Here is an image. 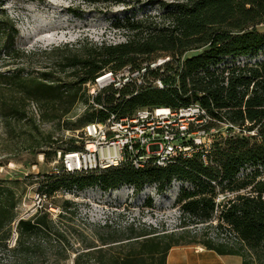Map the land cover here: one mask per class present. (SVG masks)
Returning a JSON list of instances; mask_svg holds the SVG:
<instances>
[{
    "label": "trees",
    "instance_id": "trees-1",
    "mask_svg": "<svg viewBox=\"0 0 264 264\" xmlns=\"http://www.w3.org/2000/svg\"><path fill=\"white\" fill-rule=\"evenodd\" d=\"M147 2L158 6L159 12L128 14L112 22L114 29L125 32L123 42L82 41L53 47L42 51L51 59L50 64L35 70L23 60L31 53L15 45L14 22L0 14V124L11 129L24 122L39 132L41 124L67 121L80 101L89 108L80 128L105 120L106 114L94 107L102 102L121 116L143 107L178 109L199 103L216 121L239 129L238 135L213 142L207 166L198 159L176 157L165 168L120 166L91 174L63 172L43 180L37 192L49 201L61 189L81 191L97 185L106 191L129 185L138 193L153 184L162 193L176 180L181 186L174 204L182 220L187 217L194 225L216 221L215 229H224L230 236L223 240L204 238L199 231H189L185 221L179 234L134 225L120 231L104 225L110 231L99 236L100 246L87 244V251L74 253L72 264H166L173 247L189 245L218 256L240 257L241 264H264V60L235 61L237 57L256 56L264 49V32L256 30L264 25V0ZM194 51L200 52L185 56ZM164 56L171 59L164 71L152 74L161 79L162 89L147 88L116 101L109 91L103 99L97 96L90 102L83 86L104 71L137 67ZM63 74L70 79L67 81ZM127 92L122 91V95ZM31 104L37 119L29 112ZM51 142L49 136L45 143L32 142L31 147L41 148ZM80 149L81 145L71 146L60 153ZM43 154L49 158L48 153ZM247 167L251 170L240 175ZM8 183L0 180V244L8 246L7 241L16 235L14 246L8 248L13 264H60V260H67L68 245L59 224L69 220L71 203L64 201L57 221L46 205L16 220L17 199ZM183 183L190 184L191 189L184 188ZM244 190L216 202L219 193ZM144 204L150 207L151 201L146 199Z\"/></svg>",
    "mask_w": 264,
    "mask_h": 264
},
{
    "label": "rangeland",
    "instance_id": "rangeland-1",
    "mask_svg": "<svg viewBox=\"0 0 264 264\" xmlns=\"http://www.w3.org/2000/svg\"><path fill=\"white\" fill-rule=\"evenodd\" d=\"M101 2V0H0V14H4L15 24L17 31L15 45L30 57L23 59L32 68L40 69L50 64L51 59L42 54L53 47L65 44L74 45L78 42L117 44L125 40V32L116 30L112 22L122 19L128 14H156L159 7L150 6L147 0H119L120 4ZM258 32H264V25L256 27ZM200 51L187 53L189 57ZM264 60V49L256 56L237 57L235 61L252 59ZM1 62V59H0ZM64 77L66 74H63ZM65 79L68 81L70 78ZM34 104L30 105L36 119ZM89 108L80 101L69 114L67 121L57 124H41L39 132L27 125L18 123L11 129H5L0 124V180L8 181L13 188L16 199V220L25 219L40 205H53L56 210L54 217L61 213L64 201L71 204L67 209L68 221L59 224L65 233L68 245V259L60 260V264H72L75 252L87 251V244L100 246L99 236L113 229L123 231L130 225L147 227L157 231L180 233V225L187 223L189 231H199L204 238L223 240L228 237L224 229H215L216 221L203 225H194L187 217L180 215L178 206L174 204L181 182L173 180L162 193L157 192L155 185L147 184L138 193L131 186L121 185L116 189L102 190L99 186L86 187L78 190H58L48 200L37 198L40 183L61 169L58 154L71 146H79L75 138L76 131L82 126V118ZM30 113L27 114L28 118ZM29 122V120H28ZM38 122V121H37ZM237 127H226L219 123L211 129L213 142L238 135ZM220 135V136H219ZM51 143L41 148L33 149L32 142L45 143L48 137ZM36 139V141H35ZM48 153V157L43 153ZM251 169L241 170L244 175ZM184 188L191 185L183 183ZM237 193L217 194L216 202L222 203L225 197H234ZM218 192V189H217ZM146 199L151 201L150 207H145ZM66 220V219H65ZM12 226H15L13 223ZM111 228V229H112ZM16 237V236H15ZM13 235L7 241L8 246L0 244V264H13L8 248L14 246ZM228 261L213 252L198 245L173 247L167 256L166 264H223Z\"/></svg>",
    "mask_w": 264,
    "mask_h": 264
},
{
    "label": "built area",
    "instance_id": "built-area-1",
    "mask_svg": "<svg viewBox=\"0 0 264 264\" xmlns=\"http://www.w3.org/2000/svg\"><path fill=\"white\" fill-rule=\"evenodd\" d=\"M170 60L164 56L144 61L137 67L107 70L83 88L90 102L97 96L103 99L109 91H113L116 101L127 100L147 88L162 89L163 82L152 74L162 73ZM126 89L129 92L122 95ZM94 107L106 114L105 120L88 123L76 131L75 138L81 149L59 153L61 169L55 174H91L120 166L136 170L148 166L165 168L176 157L198 159L207 166L213 146L211 129L214 126L211 125L224 123L213 119L199 103L178 109L143 107L124 116L110 111L103 102ZM224 125L233 128L230 124ZM36 196L44 199L38 192ZM53 208L51 204L46 205V210L54 217L56 210ZM15 236L13 234L14 242Z\"/></svg>",
    "mask_w": 264,
    "mask_h": 264
},
{
    "label": "crops",
    "instance_id": "crops-1",
    "mask_svg": "<svg viewBox=\"0 0 264 264\" xmlns=\"http://www.w3.org/2000/svg\"><path fill=\"white\" fill-rule=\"evenodd\" d=\"M220 257L222 258L227 257L228 261L222 262L223 264H241L242 263V259L237 256H220Z\"/></svg>",
    "mask_w": 264,
    "mask_h": 264
}]
</instances>
